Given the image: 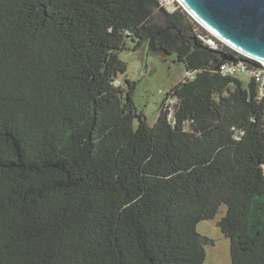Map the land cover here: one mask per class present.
Returning <instances> with one entry per match:
<instances>
[{"label": "trees", "instance_id": "1", "mask_svg": "<svg viewBox=\"0 0 264 264\" xmlns=\"http://www.w3.org/2000/svg\"><path fill=\"white\" fill-rule=\"evenodd\" d=\"M194 23L158 0H0V264H204L222 205L232 264H264V98ZM145 44L187 71L153 125L120 80Z\"/></svg>", "mask_w": 264, "mask_h": 264}, {"label": "rangeland", "instance_id": "2", "mask_svg": "<svg viewBox=\"0 0 264 264\" xmlns=\"http://www.w3.org/2000/svg\"><path fill=\"white\" fill-rule=\"evenodd\" d=\"M122 58L128 62V70L120 75V80L125 87L126 78L136 82L134 103L139 111L145 112L149 124L153 125L159 117L167 92L186 77L185 65L177 61L175 55L154 52L148 44L136 51H124ZM240 78L246 82L249 80V76L244 74ZM225 212L226 205H222L215 218L204 220L198 225L200 233L215 240L214 244L205 247L207 256L204 264H232L230 239L218 226Z\"/></svg>", "mask_w": 264, "mask_h": 264}, {"label": "water", "instance_id": "3", "mask_svg": "<svg viewBox=\"0 0 264 264\" xmlns=\"http://www.w3.org/2000/svg\"><path fill=\"white\" fill-rule=\"evenodd\" d=\"M207 29L264 68V0H180ZM222 55V61H246ZM220 64L217 66L219 67Z\"/></svg>", "mask_w": 264, "mask_h": 264}, {"label": "built area", "instance_id": "4", "mask_svg": "<svg viewBox=\"0 0 264 264\" xmlns=\"http://www.w3.org/2000/svg\"><path fill=\"white\" fill-rule=\"evenodd\" d=\"M161 7H163L168 13H174L177 10L183 8L186 10L194 19V28H193V36L196 38L197 36L203 38L209 46L215 49H220L223 47L220 42L226 44L222 39L217 37L214 33H212L209 29H207L201 22H199L183 5L180 0H158ZM243 57H247L243 55ZM248 59H253L247 57ZM257 62V60L253 59ZM223 75H233L237 73H249L257 82L258 92L260 98H264V68L253 65L252 68L249 67V63L246 61H223L217 69ZM169 103H174V100L171 99Z\"/></svg>", "mask_w": 264, "mask_h": 264}]
</instances>
